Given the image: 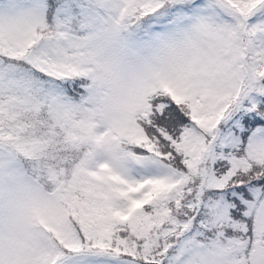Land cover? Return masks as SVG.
<instances>
[{"label":"snow or ice","instance_id":"6c2138e0","mask_svg":"<svg viewBox=\"0 0 264 264\" xmlns=\"http://www.w3.org/2000/svg\"><path fill=\"white\" fill-rule=\"evenodd\" d=\"M0 264H264V0H0Z\"/></svg>","mask_w":264,"mask_h":264}]
</instances>
